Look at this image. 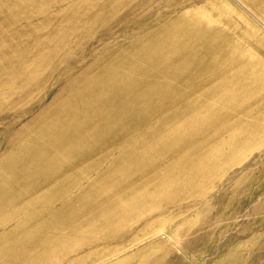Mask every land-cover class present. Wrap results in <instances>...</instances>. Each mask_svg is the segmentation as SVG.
<instances>
[{
    "label": "rangeland",
    "instance_id": "rangeland-1",
    "mask_svg": "<svg viewBox=\"0 0 264 264\" xmlns=\"http://www.w3.org/2000/svg\"><path fill=\"white\" fill-rule=\"evenodd\" d=\"M0 264H264V0H0Z\"/></svg>",
    "mask_w": 264,
    "mask_h": 264
},
{
    "label": "bare ground",
    "instance_id": "bare-ground-1",
    "mask_svg": "<svg viewBox=\"0 0 264 264\" xmlns=\"http://www.w3.org/2000/svg\"><path fill=\"white\" fill-rule=\"evenodd\" d=\"M116 94L117 93H112V92H109L107 94H104L101 98H100V101H104L107 105H112L113 106V100H115V97H116ZM66 97V96H65ZM72 103V102H71ZM57 104V103H56ZM178 137V136H177ZM32 187V186H31ZM114 207V206H113ZM116 220V219H115ZM109 235V233H108ZM106 237V236H105ZM111 237V236H110ZM6 243V242H5Z\"/></svg>",
    "mask_w": 264,
    "mask_h": 264
}]
</instances>
